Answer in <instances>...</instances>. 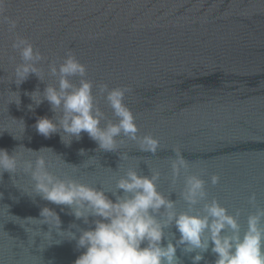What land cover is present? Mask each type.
<instances>
[{
  "label": "water",
  "instance_id": "1",
  "mask_svg": "<svg viewBox=\"0 0 264 264\" xmlns=\"http://www.w3.org/2000/svg\"><path fill=\"white\" fill-rule=\"evenodd\" d=\"M4 7L17 27L11 33L0 23V149L15 150L20 161L43 156L54 175L101 187L113 200L116 179L129 168L145 176L158 171V190L175 201L177 212H186L184 174L173 182L171 168L179 152L187 174L205 181L207 201L217 200L233 215L239 210L243 234L248 215L264 208V0H5ZM16 36L44 57L38 67L45 82L34 74L19 87L10 82L21 62L12 48ZM69 51L87 68L105 114L102 126L116 118L98 86L127 88L123 102L135 117L137 135L160 142L155 155L127 137L118 138V152H105L87 133L69 145L68 136L63 143L59 134L37 133L39 117L58 119L60 113L54 116L46 100L37 107L28 94L57 85L49 64L58 66ZM71 79L79 83V77ZM33 98L43 97L37 92ZM121 153L128 159H120ZM212 175L220 177L218 184L211 183ZM16 178L8 172L0 178V264H74L84 250L70 240V231L78 236L72 227L91 225L66 206L35 196L28 176ZM253 194L255 206L249 203ZM43 207L53 209L61 231L69 232L53 230L45 239L48 225L33 221L39 236L26 233L23 219H40ZM165 232L179 237L175 227ZM176 254L181 264H192L195 255L181 248ZM203 255L200 264H214L210 249Z\"/></svg>",
  "mask_w": 264,
  "mask_h": 264
},
{
  "label": "clouds",
  "instance_id": "2",
  "mask_svg": "<svg viewBox=\"0 0 264 264\" xmlns=\"http://www.w3.org/2000/svg\"><path fill=\"white\" fill-rule=\"evenodd\" d=\"M4 6L5 0H0V23H6L8 31L14 33L17 21L4 15ZM12 48L18 52L21 62L16 65L10 82L19 87L31 74L45 82L38 67L44 60L42 54L19 36L14 39ZM48 72L57 78V85L46 84L43 93L37 89L28 95L37 107L46 100L54 116L57 110L60 115L58 119L39 117L34 125L38 134L45 138L59 134L63 143L64 137L68 136L70 139L65 144L69 145L73 138L78 141L82 133H87L98 149L105 152H118L123 143L118 138L127 137L138 143L140 151L157 153L159 140L151 135H137L135 117L123 102L127 88L109 89L107 84L98 86L116 118L115 122L107 121L102 126L105 114L93 95V83L86 79V66L69 51L58 66L50 63ZM73 77H79L78 84L72 82ZM37 92L43 97L38 101L33 98ZM14 153L15 150L9 154L6 149H0V178L5 172L12 176V181L21 173L28 176L35 196L66 206L76 220L91 225L87 229L72 227L77 228L78 236L70 231V240H75L77 248L84 250L74 264H181L176 254L178 248L185 254L195 253L191 256L192 264H200L209 249L215 255L214 264H264V208L257 207L248 215L247 229L241 234L239 210L233 215L217 200L207 201L205 181L198 175L187 174L188 162L179 152H176L171 168L173 182L184 174L181 196L189 206L186 212H177L175 201L158 190V171L145 176L129 168L116 179V191L111 192L115 197L113 200L101 187L54 175L49 171L51 162L43 156H37L34 161H20ZM84 153L82 149L80 154ZM119 158L126 160L128 154L121 153ZM219 180L218 175L211 176L213 185ZM119 190L122 194H118ZM255 201L253 194L249 203L255 206ZM201 202H204L202 209L193 211V206ZM40 217H28L20 225L26 233L35 232L37 237L39 233L32 227L36 225L32 222L47 224L49 230L43 232L45 239L52 237L53 230L58 235L69 232L61 231L60 217L53 209L43 207ZM172 227L179 233L178 238L175 233L170 237L166 235L165 230Z\"/></svg>",
  "mask_w": 264,
  "mask_h": 264
}]
</instances>
